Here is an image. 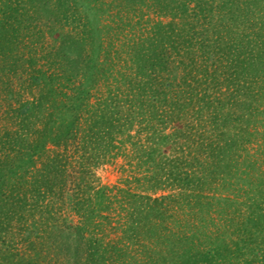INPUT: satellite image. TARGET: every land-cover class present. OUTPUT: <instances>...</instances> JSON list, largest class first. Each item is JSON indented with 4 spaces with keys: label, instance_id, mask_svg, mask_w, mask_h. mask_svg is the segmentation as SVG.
Masks as SVG:
<instances>
[{
    "label": "trees",
    "instance_id": "16d2710c",
    "mask_svg": "<svg viewBox=\"0 0 264 264\" xmlns=\"http://www.w3.org/2000/svg\"><path fill=\"white\" fill-rule=\"evenodd\" d=\"M171 6L189 14L188 0ZM28 7L23 0H0L2 87L13 98L29 96L19 106L5 100L7 123L0 125V264H46L51 250L61 253L72 245L77 252L74 261L67 258L70 264H247L242 258L251 255H261L264 264V205L215 194L225 183L234 192L239 181L264 190L263 159L255 152L247 150L246 167L233 168L238 146L261 134L251 124L264 126L257 115H264V49L241 59L216 19L191 17L181 25L173 19L162 28L167 36L159 38V53L149 54L145 38L136 41V70L115 71L112 37L102 36L92 40L95 50L84 61L61 63L42 88L34 66L48 56L53 67L57 49H48L42 24L31 20ZM253 83L259 84L255 94ZM209 110L213 114L206 117ZM211 118L233 130L229 145L218 140L224 133L215 131ZM119 134L130 149L116 144ZM262 136L256 150L261 156L264 130ZM117 155L135 171L116 190L96 184L94 166ZM239 170L244 176L228 180ZM165 187L172 193L154 195ZM66 203L78 212V224L59 222ZM238 203L246 209L234 214ZM108 209L116 214H106ZM103 219H114L110 229L123 235L106 241L86 234L100 229ZM173 220L177 231L168 227ZM41 221L51 227L44 229ZM23 234L31 239L29 256L16 244ZM231 245L235 249L227 250Z\"/></svg>",
    "mask_w": 264,
    "mask_h": 264
},
{
    "label": "rangeland",
    "instance_id": "374dc122",
    "mask_svg": "<svg viewBox=\"0 0 264 264\" xmlns=\"http://www.w3.org/2000/svg\"><path fill=\"white\" fill-rule=\"evenodd\" d=\"M23 1L27 3V6H29L28 15L31 16V20L38 19V21L41 22L43 27V32L46 34V43H48V45L50 46L48 49H52V48L57 49L55 54L57 59H54L55 61L56 60L57 61L53 63V67L49 65L50 61L49 58H47L48 56H46V58L41 57L40 56L41 54L40 55L38 54L37 56L38 58L41 57L40 60H42L41 62L39 61V63L36 66H34L36 68V71L38 72L36 76L40 77L37 83H40L39 85H41V87L45 84L46 85L51 84L49 82L50 78H48V76H50L51 73L54 74V72L55 73L58 72V66L61 63L63 62L67 63L75 58H78V60H80L81 58V60H83V58H85L87 54L89 53L92 54L95 50V44L92 43V40L94 38L95 39L99 37L102 38V36L109 38L110 36L112 37L111 41L113 42L112 43L113 45L111 48L108 49H111L112 53H114L115 51L117 52V54L116 52L114 54L115 57L114 70L115 71L117 70L118 72L120 69L122 70L127 69L126 71H128L132 68L133 70H136L135 65H133L131 61V53H134L135 49L137 50L138 48L136 47L138 43L136 41L143 40L145 38L147 42L146 44L150 45V46L146 45V47L150 48V49L147 48L149 54L151 55L153 53H159L158 50H162L161 47L159 46V43L162 40L165 41L166 39L165 36H167L166 33L164 32V29L166 30L168 28L167 24L170 23L173 19L175 20L174 22H177L179 25H181L182 21L187 22L188 20H192L193 18H196L195 22H197V19L199 21H202L205 18V16L206 19L210 17L216 19L224 27L222 31V35L225 36L226 39L229 41L230 46L233 45V48L236 49L235 53L242 55L240 57L241 59H243V57L249 54L252 50L254 51L261 50V48L264 49V0H193V1L188 0V4H190L191 8L188 6L187 11L190 15L189 14L187 15L186 14L187 12L186 13L184 12L185 10L178 11L171 8L173 2L176 3L178 2V0H162L163 2H160L161 4L159 5L156 2L157 0H103L102 1L103 3H100V0H98L99 2H97L96 0H23ZM96 7L98 8L97 10ZM120 7H122L121 11L119 10ZM102 9L105 10L107 9V10L104 11L103 13ZM194 11L196 12L197 15L193 14ZM181 14H184L183 17H181L182 16ZM245 20H247L248 22ZM126 22L127 25L125 26L124 24ZM103 24H106L107 28L106 27L103 28L104 26ZM119 26L123 27L120 33L119 30L122 27ZM90 29L91 31L89 32L88 30ZM90 36H94V37H90ZM160 37L162 38L161 41H159ZM154 47H156L157 49H154ZM40 52L42 53L41 50ZM180 54H182L184 59L188 60V56L187 54L184 55L183 50H181ZM43 66H45L44 69ZM258 66H260V63H257L256 61L255 67ZM113 67L114 66H112V68ZM20 78L21 77H16L15 79L20 80ZM1 79L2 78L0 76V104H3L4 102V106L2 108L0 107V125L7 123V120L5 119L7 113H4V109H6L5 106L7 104L6 101H13L12 102L13 104L19 106L23 100H27L29 98L27 92L24 93L26 95L24 94L22 96L16 95V97L13 98L10 94H8L7 89H3L2 87L3 80ZM112 82L114 87H117V85H122L123 87V83H114V80ZM258 85H259L258 83L257 84L253 83L254 94L257 91L256 86ZM216 88L217 87H215L214 92H216ZM36 91L37 90H35V92ZM17 97L21 100L20 102L17 101L16 99ZM257 100H258L257 97H255V103ZM263 106L264 105H262V107ZM212 114L213 113H211V110H209V112L208 113L206 112L205 115H207L206 117H211ZM257 115L262 119L264 118V115L262 114H257ZM254 117L257 118L256 115ZM174 124L178 125L179 127L183 126L181 125L180 122L177 123L175 122ZM211 125L218 128V130H215L216 132L219 130L223 131L224 134H220L219 139L217 135L216 137L218 140H220V142L226 144V146L229 145L230 142H227V140H229L227 139V136L231 133V131L233 133V130L229 132L225 127L226 125L222 123H218V120H215V118L212 119ZM251 126L254 127L251 128L254 131L256 130L255 128L257 126L261 134L257 135L255 138L253 137L254 140L252 143L249 144V142L247 143L244 142L242 145L238 146L239 148L238 150L235 151V157L233 159L234 160L233 168L235 170H238L240 167L247 166L246 161L245 160L243 161L244 157L247 156V152H248L247 150L253 153L255 152L256 155H258V158L261 160L263 159L264 161V155L261 156L260 152L256 151L259 148V144L261 143V140H263L262 131L264 130V126H261L259 123L257 124L253 123L251 124ZM134 128L135 129L138 128L137 125L134 126ZM258 130H256V132ZM131 132L135 133L136 131L132 129ZM122 137L123 136L119 134L116 144L119 146L120 145L127 146L128 149H130V143L128 142L122 143L123 142ZM240 142H242V140ZM71 146H73L72 141L70 142V148H72ZM239 153L242 155L237 158ZM263 161L261 162V165H264ZM228 162H226L228 165L232 163V161H228ZM130 171H135V170L134 168H132V165L129 162H127V159L126 157H124V155H117L113 159L112 158L105 159L104 162L98 163L96 166H94V172L96 173L95 179L97 178L96 184H107L109 186H114V189L116 190L117 185H124L125 177L126 175L131 173ZM237 174L244 176L245 173L242 174L241 171L239 170L234 175L232 173L228 174L227 176L228 180L235 179V181L237 182L238 178L235 177ZM213 187L216 188L215 185H213ZM171 190H172L171 187L158 189L156 191L157 193L154 195L155 196L166 195L172 193ZM232 190L235 191L234 192L231 191L230 188L225 183L224 186H221L219 188L218 193L215 194H219V195L231 194L232 196H236L235 194H238V198L241 202L258 201L264 205V195H263L264 190L262 189L256 190L254 189V187L252 188L251 185L248 184L244 186V183H242V181L241 182L239 181L237 182V184H233ZM70 193H72L71 189L67 191L66 197H68ZM239 207L240 208L242 207L243 210L246 209L245 204L243 205H240L239 203L234 204V206H232L231 208L233 209L232 211L234 214L236 213L239 214L240 212L238 209ZM257 209L259 208L257 207ZM257 212H260V210H258ZM105 213L110 214L111 216H113V214H116L114 210H109V209L105 210ZM245 214L249 215L248 209L247 211H245ZM59 216L61 217L59 222L60 223L64 222L65 224L72 223L75 225L78 224L81 220L80 216L78 215V212L71 209V207L68 206L67 203L66 206L63 207L62 213ZM175 219H177V213H175ZM263 219L264 218H262V222ZM102 221L104 223L101 224L100 229H93L92 226L91 229H93V232H87L86 234L91 235V233H94L97 236H99L98 234H101L100 236H103L106 239V241L111 239L113 240L118 239L119 236L123 235L121 229H115V230L110 229V226L112 225L114 226V222H115L114 219L111 223H110L111 221L110 219H103ZM173 221L174 222L172 223L171 222L167 223L169 229H173V230L175 229V231L179 230L180 226L178 225L177 221L176 220ZM52 222H54V220ZM51 224L52 223L49 222L46 223L45 225L43 221L40 222V225L44 229H46L45 228L46 226L51 227ZM222 228H226L225 225ZM18 237H16L18 242L16 243L18 249L22 250V253L27 256L31 255V252L33 254V251H31V249L27 247L28 241L31 239L26 238L27 235L24 234L21 235L19 238ZM226 237L228 238V240H232L233 236H226ZM74 247L75 245L74 246L72 245L71 248L68 247L63 249L64 251V252L62 251L63 253L58 252L57 249H54L53 251L51 250V255L48 254V257L46 258L48 262L47 261L44 262H46V264H70V262H67L68 261L67 258L71 259L76 256L77 251L75 250ZM230 249L234 250L235 248L233 246L232 248L227 246V250ZM67 251H69L70 256H67L68 255ZM83 255H85V252L83 253ZM198 257H201V255L199 254ZM260 258H262L261 255L256 258H254V256L251 255L248 258L247 256L245 258L243 257L242 260L244 262L248 261L247 264L249 263L261 264L260 260H258ZM16 259L17 257L15 258V260ZM82 262H85V259H82ZM87 264H91V263L87 262Z\"/></svg>",
    "mask_w": 264,
    "mask_h": 264
}]
</instances>
